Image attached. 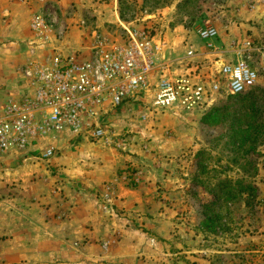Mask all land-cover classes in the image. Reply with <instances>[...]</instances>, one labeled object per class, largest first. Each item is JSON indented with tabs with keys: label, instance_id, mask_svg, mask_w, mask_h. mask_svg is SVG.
<instances>
[{
	"label": "rangeland",
	"instance_id": "rangeland-1",
	"mask_svg": "<svg viewBox=\"0 0 264 264\" xmlns=\"http://www.w3.org/2000/svg\"><path fill=\"white\" fill-rule=\"evenodd\" d=\"M14 1L29 8L32 32V16L43 7ZM90 1L108 7L114 1V9L101 14L110 20L99 24L93 8L76 3L64 11L45 6L67 35L80 26L86 39L92 26L116 39L122 26L149 32L168 76L198 67L208 74L221 64L202 52H228L237 62L248 59V43L254 50L264 41V0ZM253 12L257 19H249ZM8 16L0 8V116L8 100L20 96L27 63L15 55L24 44L7 41ZM207 27L217 29L221 44L212 51L194 43L205 46L199 32ZM190 51L201 56L187 59ZM160 76L156 70L149 91L102 115L109 143L90 136L47 138L41 147L57 151L50 162L0 151V264H264V77L243 95L215 96L202 112H158L151 106ZM230 185L237 191L257 186L253 206L247 207V194L234 191L236 203L208 228L204 206L216 194L226 196Z\"/></svg>",
	"mask_w": 264,
	"mask_h": 264
},
{
	"label": "built area",
	"instance_id": "built-area-1",
	"mask_svg": "<svg viewBox=\"0 0 264 264\" xmlns=\"http://www.w3.org/2000/svg\"><path fill=\"white\" fill-rule=\"evenodd\" d=\"M57 25L56 12L47 6L32 16L31 31L39 42L30 44L32 58L21 68L20 96L10 98L0 116V151L5 155L28 152L32 160L50 162L57 151L53 146L40 147V141L65 134L109 143L110 128L99 122L102 115L121 110L131 97L149 91L156 70L161 76L151 107L158 112L172 108L202 112L215 96L243 95L264 77V41L254 50L248 43L244 54L236 53L249 55L248 59L219 65L214 73L203 74L198 67L185 75L168 76L167 64H157L161 49L149 32L122 26L116 39L102 26H92L88 57L84 58L81 54L65 56L55 49L68 31ZM199 37L212 51L218 31L203 28ZM48 47L53 53L42 57L41 50ZM199 56L190 51L187 59ZM253 56L256 60L252 61Z\"/></svg>",
	"mask_w": 264,
	"mask_h": 264
},
{
	"label": "crops",
	"instance_id": "crops-1",
	"mask_svg": "<svg viewBox=\"0 0 264 264\" xmlns=\"http://www.w3.org/2000/svg\"><path fill=\"white\" fill-rule=\"evenodd\" d=\"M48 3H54L55 5H57L61 10H65L67 9L69 6H71L73 3H76L77 5H79L81 7V9L84 10H91L92 8L94 9V13H96L97 15H99L98 18V23L99 24H103L105 23V21H109L110 17H102V13L105 11H109L114 9V1L112 2V5L110 7H108V5H102V4H93L90 0H31V4H32V9H39L41 7H44L46 4ZM0 8L2 12H5V14L9 15L8 18L6 19V23L10 25V28H12V34L9 35V37H12L11 40H9L7 38V41L9 42H13L10 43V46H15V47H19L20 44H24V48L20 49L21 51L17 50L16 54L17 57H20V61H22L21 63L24 62H28L29 59L32 58L31 53H30V49L28 48V42L33 41L34 37L32 35V32H30V25H29V13H28V9L25 8L24 6L21 7L20 5H18L17 2H13V0H0ZM21 10V11H20ZM23 11V13H22ZM19 12V13H17ZM27 15V16H25ZM81 13H79L78 16H80ZM25 16V19H24ZM115 16L118 17L119 19V13L116 12ZM248 17H250L249 19H257L259 17L258 13L253 12L252 14H250ZM81 18V16H80ZM79 18V19H80ZM22 19V21L20 20ZM76 20V22L80 25L81 23V19L80 20ZM109 19V20H108ZM114 19V18H113ZM250 21V20H249ZM23 22V24H21ZM76 23V24H77ZM246 27H248V29L256 32V30L254 28H251L250 25H245ZM82 27H73L70 31V33H68V35L66 36V38L60 43L59 46H55L59 52H61L63 55L65 56H74V55H87L88 54V47L90 44V40L91 39H86V32L84 31V29H81ZM241 37H244V33L241 34ZM200 41V39H199ZM219 40H214L213 41V45L214 46H218L221 47L220 42H218ZM202 42V41H201ZM196 44V47L198 46L200 49V46H203V49L206 48V45H200V42L195 41L194 42ZM199 44V45H198ZM14 47V48H15ZM27 48V49H26ZM13 49V48H11ZM201 50V49H200ZM53 48H49L48 50H46V52H44L42 55V57H46L49 54H52L53 52ZM82 52V53H80ZM13 53V52H11ZM204 54V56L206 57L205 59H209V61L214 60L215 57L218 58V61H216V59L214 60L216 63H219L221 65L223 64H228L230 62L233 61V63L236 62V60L234 59V56H231L230 53L228 52H218L216 50V52H202ZM207 53V54H206ZM14 54V53H13ZM45 55V56H44ZM199 59V58H198ZM213 61V62H214ZM18 64V62H17ZM209 70H211L214 73L213 68H210ZM62 136H67V135H62ZM69 136V135H68ZM70 137V136H69ZM41 147V144L39 145ZM37 148H32L33 150H36Z\"/></svg>",
	"mask_w": 264,
	"mask_h": 264
},
{
	"label": "trees",
	"instance_id": "trees-1",
	"mask_svg": "<svg viewBox=\"0 0 264 264\" xmlns=\"http://www.w3.org/2000/svg\"><path fill=\"white\" fill-rule=\"evenodd\" d=\"M121 3V2H120ZM208 121V119H205ZM233 186L230 185V187L226 188V196L221 197L219 194L215 195V200L211 202L210 204H207L204 206L206 212V226L213 227V222L216 221V219L220 220V214L222 213V210L224 208H228L229 205H234L236 203L238 195L234 194V191L240 192V195L247 194L248 198L245 200V203L247 207H252L253 203L255 202V199L257 198V194L259 192V188L255 185H240V189L237 191L235 188H232ZM219 211V212H218Z\"/></svg>",
	"mask_w": 264,
	"mask_h": 264
}]
</instances>
